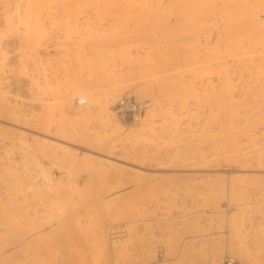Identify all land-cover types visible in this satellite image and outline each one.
<instances>
[{"label": "rangeland", "instance_id": "1", "mask_svg": "<svg viewBox=\"0 0 264 264\" xmlns=\"http://www.w3.org/2000/svg\"><path fill=\"white\" fill-rule=\"evenodd\" d=\"M4 1L0 3V48L1 52L5 54L4 71L0 75L2 79V82L0 81V98H2V95L3 98L6 97V101H9L8 103L11 106L14 104L16 109L19 108L17 110L19 112L12 109L10 111L9 108H5L6 110L4 109L0 112V161L1 159H9L10 162H14L15 167H18H16V173H18L17 175L20 178L16 181L14 180L15 178L13 179V176L12 178L11 176H7L11 180L7 179L6 176H3L4 171H0V187L3 185L1 187L2 189L0 188V211L4 212L0 214V216H4V218L0 217V227L2 228V225L3 228L11 227L14 233L21 232L23 234L25 231L23 229L27 228L26 230H29L32 227L29 226V220L38 219L37 221L40 222V226H34V228L35 230H42L38 235H43L45 243L43 239L41 241L43 243L39 242L42 245L38 244V248L35 247L36 252L34 251V255L31 256V263L28 261V264H97V258L94 257V250L91 245V227L89 226L92 223H88V221H95L98 217L104 219L107 235L108 227L118 223L124 224L126 227L127 224L125 222L129 220L127 218L114 223H109L106 220L110 209L106 207L105 200H110V197L116 198L111 207V211L124 202L122 198L134 203L138 201L144 203V210L132 217L142 243L153 238L152 240L156 241V243L163 242L162 244H164V235L176 230V232L174 231L176 235L175 240L176 242L178 241V245L183 241V243L185 242L190 246L188 249L193 247L191 249L192 251L200 247H206L208 249L210 244L217 245L218 243L220 247L219 251L222 252L221 264L225 255H232L234 257L237 255L236 250L234 251L235 245L231 244V242L229 245L228 240L230 238L232 240L233 237L232 232L229 233L230 230L232 231L230 226L234 223H239L242 227L241 229L245 232V243L251 252L248 259L250 261H245V264H264V153L258 154L255 151L257 148H261V151L264 152V75H262L264 74V69H262L264 68V34H261V32L264 33V28L259 26L258 31L256 28L258 26H254L252 27L253 30H250V28L245 27L244 23H241L245 27H240L241 31L242 29H249L250 31H243L245 33L248 32L247 34L242 32L245 36L242 34L234 36L231 33L233 30H228L225 26L221 29L225 25V20L220 14L224 10L222 8L224 5L222 3L223 6L220 4V0H215V2H219L216 3L218 9L212 12L216 16L209 13L211 12L209 8V11L206 10L207 8L205 9V14L208 15H200L204 17L202 20L199 17L202 28L198 29L195 33L198 35H195L196 37H188L190 34L184 33L186 29H183L184 34L181 33L182 27L185 24V15L191 10L188 6L186 7L187 9L184 7L181 10L182 13L188 10L186 14L183 13L180 16L178 14L180 10H175L177 14L174 10H171L167 14L168 18L165 21L162 22L158 19L152 24L146 25L148 28L145 27V29L143 24L147 18L145 13L146 10L148 11L147 8L149 5L148 3L144 5L143 1V3L141 2L142 4L138 2L139 5L137 2H134L132 5L123 7L126 10V12L122 11L125 15V17H122L123 21H125L124 23L122 22L123 24L114 19V17L119 16L120 10L117 9L119 5L124 6L127 2H122V5L119 4L120 2L117 4L104 2V6L102 5L103 3H100V5L99 3L91 5L94 2H88L89 5L87 7H81L84 10L83 15H90L88 19H84L81 14L83 12H80L81 8H77L79 2L78 4L76 2L80 0H72L74 2L67 0L64 6L62 4V2L64 3L63 0H44L46 3L41 0L45 4H41L40 0ZM230 1L233 0L228 1L230 6L228 5L229 8L226 7V10L228 9V11L232 12L234 9H230L236 5L233 4L235 0L233 3ZM245 1H247L248 8L250 5L252 7L255 6L252 5L253 0H242L240 1L241 3L238 2L243 4L237 5L239 11L242 12L239 13V21L242 20V22L243 19L241 18H244L243 16L250 12L252 8L250 7V10L247 9V13L244 11V15L243 9L245 10ZM25 2L28 4L30 2L29 7L31 8L33 6L31 9L34 8L32 10L33 12H31L32 17L28 21L29 26L22 25V23L20 24L16 21V24L12 23V25L8 23L10 26L6 24V18L4 17L6 12L14 9L11 7L17 3L20 5H18L20 8L21 6L23 8L24 5L26 6ZM258 2L256 5H258ZM4 3L5 7H2ZM46 4L49 9H47ZM111 4L115 6H111ZM67 5H70L68 7H70L71 11L73 8L72 18L75 16V19L73 18L75 23H73L74 21L72 22L71 11H68L69 8L66 7ZM86 5L87 3L83 6ZM240 6H243V9ZM65 7L68 13L64 9ZM98 7L99 9L97 11L96 9ZM9 8L11 9L9 10ZM123 8L122 10H124ZM261 8L264 9V7ZM116 9L118 13H116ZM262 9H260L261 11L259 13L261 18H264V10ZM151 10H154L156 13H161V9L152 8ZM217 10L220 11L218 12ZM75 13H79L78 16ZM209 14L211 17H209ZM91 16L94 18L92 19ZM182 16L185 17L181 18ZM215 17L217 18L215 19ZM90 18L92 22H90ZM125 18L127 19L124 20ZM205 18L207 19L205 20ZM221 18L222 20H220ZM84 20H87V22L89 20V22H84ZM208 20L212 21L209 22ZM38 21L39 23H37ZM204 21H206V24L209 23L208 26L213 27H208L203 23ZM34 22L36 26L42 23L40 25L41 27L36 28L42 31L44 30L47 33L44 32L46 35H43L44 38L46 37L45 39L37 40L36 37L38 34L36 32L38 30L35 28ZM82 22L88 25L90 24L91 26L89 27H91L94 33H100L101 31L105 35L107 33V38L101 37V39L97 38V36L87 38V33L91 30L88 29L85 32L88 26L84 23L82 24ZM114 22L119 23H116L113 27ZM69 23L72 25L69 26ZM92 23L94 26L97 24L100 26L97 25L99 28L96 27L98 31L101 30L102 26V30L100 32L96 29L94 30ZM75 24L78 25L76 26ZM83 25L85 26L83 27ZM26 26H31L34 30L31 28L28 30ZM79 26L84 28V34L82 36L80 35L82 34V30L81 28L79 29ZM116 26L119 27L117 28ZM205 26L208 27L206 31ZM219 26L221 28L217 29ZM20 27H26L28 31L24 29L25 34H28L25 35L22 33L24 31ZM115 27L119 31H115ZM56 28L57 31H55ZM179 28L181 29L179 30ZM45 29H49L51 33ZM106 29L109 31L107 32ZM173 29L174 31H172ZM209 29L211 30L210 32ZM31 30L32 32L36 30L34 36L30 33ZM66 32L70 34L68 38ZM111 32L116 36H120V33L125 34L123 37L122 35L117 37L119 39L127 37L126 35L128 37H136V40L130 42L129 45L126 44L128 49L126 48V51L125 49L124 52L122 51L123 53H127V55L125 53L126 58L120 56L121 51L115 45L116 42L108 39L109 35L111 38ZM131 32L133 33L130 34ZM216 33L220 34V36L217 34L218 37ZM221 33L225 36L221 37L223 36ZM226 33L229 35H226ZM23 34L25 37H23ZM36 34L37 36H35ZM79 35L82 37L80 38L81 41L83 40L82 42L76 39L79 38ZM250 35L254 36V39ZM89 38L91 39L90 41L88 40ZM192 38L196 39L192 40ZM222 38L224 42H222ZM106 39L108 41L110 40V42ZM35 43L37 44L35 45ZM220 43L222 44L219 45ZM248 44L249 46H247ZM93 46H98L97 48L99 50ZM92 48L96 49H94L95 53H101L102 59L105 63L107 62L106 65L109 68L106 67L107 71L105 70L104 73L102 69L100 71V69L97 70V68H94L96 74L94 72L93 79L90 81V75H87L89 73L87 71L88 67L84 66L83 68L78 63H80L79 55L83 53V55L90 56L89 59L91 55L94 58L95 53L93 50L91 51ZM89 52L90 54H88ZM76 58L79 60L78 62ZM146 58L151 60V63ZM183 58L184 60H182ZM76 70L77 72H75ZM108 70L109 73H107ZM70 74L72 75V79ZM77 76L78 78L84 77V79L80 80L87 85L81 88L73 87L75 84L74 79ZM34 80L37 83H34ZM73 80L74 84L72 85ZM164 80L167 81L165 82ZM43 83L45 85L50 84V92L46 90L44 92L40 89L43 87ZM225 87L228 89L226 90ZM101 92H114L115 102L122 95L134 96L139 101H149V109L146 110L145 116L146 120L139 122V117V120H135L136 122L134 121L129 125L131 130L136 131L137 134H141L140 137L142 138L140 140L134 139V133L130 130L131 133L128 134L127 138L123 137L125 139H122V136H120L121 140L118 138V140L114 141V148L111 149L109 147L103 149L102 142L96 141V143L93 138L92 141L94 140V143L92 141L87 142V138L85 139L81 135L79 132L81 131L79 130L80 127L85 128L84 130L90 133L101 132L102 136L108 133L110 129L108 124L100 121L98 115V96L96 94H101ZM75 102H78L79 105H75ZM62 107L64 108V114L60 115ZM220 108H222L221 113L219 112ZM226 109H228L229 112L227 114L231 118L229 115H226V112H222L223 110L227 111ZM172 113L173 115H171ZM222 113L225 114L227 119H231V124L234 123L233 127H236L235 130L232 127L234 131H227L229 128L226 125H228L229 119L224 120V118H220L225 122L227 120V124L221 123L224 124L223 126L218 124L221 121L220 119H214V117H224V115H220ZM171 120H175L176 122L171 123ZM118 122L120 121L118 120ZM120 124L123 123L120 122ZM173 124L176 126L174 125L175 127L172 129L169 128ZM225 126L226 128L224 129ZM6 131L8 132L6 133ZM131 151L142 153V157L139 159L132 158L129 154ZM117 153L121 154L122 157L118 156ZM107 154L117 156L121 159L126 158L120 161L124 165L122 167L123 170H113L110 168V171H108L109 168L107 166L101 165L99 160H101V157H107L105 156ZM72 164L75 165L71 166ZM70 166L72 168H69ZM136 170L139 171L137 172ZM5 180L9 182L7 183ZM57 180L64 186L68 184V186H65L66 188L62 185L66 190V192L62 190L63 193L65 192L64 194L61 191V186L59 188L57 187L59 185H56ZM13 181L16 182L17 188L11 192L10 188L12 186L10 184ZM53 185L55 187L54 189L52 187ZM209 186L214 187L210 188ZM67 187L71 189L69 190ZM56 188L61 192L59 193L60 196L57 194L59 191L57 192ZM32 189H36L37 193L35 192L33 194L34 191ZM93 191L99 192L94 193ZM56 196H58L57 199L62 197V204L65 201L63 210L67 213L63 216V220L65 221L64 226L62 224H56L55 219L52 220L49 218V221H46L44 218H40L41 216H46L47 208L50 206L54 208ZM66 196L68 201L66 200ZM12 200L17 205L11 208L10 206L14 204L11 203ZM19 203L21 204L19 205ZM16 207H20L22 210ZM3 209L5 210L3 211ZM45 209H47L46 212L44 211ZM5 218L6 220H4ZM41 219H43L42 222ZM231 221L235 222L230 223ZM76 222L79 223L82 229H78L79 227L75 225ZM19 224L21 226H18ZM26 224H29V227ZM83 228L87 230L86 233H82ZM226 233L230 235L228 238L225 235ZM156 243L154 242L155 245ZM226 243L229 245L228 251L224 252ZM106 244L108 245L107 238ZM137 245H132V248L129 247L126 256L116 257L115 260L108 258L106 262L108 264H113L112 261H114V264H142V256L140 253L142 252V248L138 245L139 250ZM10 248L11 246H8L5 251L11 253ZM156 252H154V258L149 264H165L166 253L164 252L163 259H160ZM184 259L175 264H200L199 260L193 262L188 258ZM236 259L237 264H244V261L242 262L238 257Z\"/></svg>", "mask_w": 264, "mask_h": 264}, {"label": "bare ground", "instance_id": "2", "mask_svg": "<svg viewBox=\"0 0 264 264\" xmlns=\"http://www.w3.org/2000/svg\"><path fill=\"white\" fill-rule=\"evenodd\" d=\"M4 1V0H3ZM3 1H1V2H3ZM16 1H18V0H16ZM24 1V0H23ZM23 1H21L22 2V4H24L23 3ZM39 1V0H38ZM44 1V0H43ZM41 2V0H40V2H41V4L43 3V4H45L46 3V1H44V2ZM60 1V0H59ZM64 1V3L62 2V4H63V6H64V4H65V1H67V0H63ZM72 1V0H71ZM75 1V0H74ZM74 1H72V2H74ZM94 2V3H92V2ZM102 1V2H101ZM144 2V5L145 4H147L148 3V5H149V7L147 8L148 9V11L146 10V13L145 12H143V13H145V16L147 15V18H146V21H145V23L143 24L144 25V28L146 27V28H148V26H146V25H150V24H152L154 21H156V20H161L162 22L163 21H165L168 17H167V14H169V12H171V10H174V12H175V10H180V11H178V14L180 15V14H186L187 12H188V10H186V12H181V10H182V8H186L187 6H188V8L190 7V11H189V13L187 14V15H185V16H182L181 18H184L185 17V24H184V27H182V31H181V33H183L184 32V30L183 29H186L185 30V32L184 33H188V34H190V36H188V37H192V36H198L197 34H195L197 31H198V29H200V28H202L201 27V20H202V18L205 16V15H208V14H205V11L206 10H208L209 11V9H211L210 11L211 12H209V13H211V15H214V14H212V12H214L213 10H216V9H218L217 8V4L216 3H219V2H215V0H80V1H77L76 3L78 4V2H79V4L77 5L78 7L77 8H81V7H87L89 4H88V2L90 3H92L91 5H93V4H98L99 3V5H100V3H103L102 5L104 6V2H106V3H115V4H117L118 2H120L119 4H121L122 2H127L126 4L125 3H123V4H125L124 6H120L119 4V7L117 8V9H119L120 10V12H126V10L124 9L126 6H128V5H132V4H134V2H139V3H141V2ZM218 1V0H217ZM228 1L229 0H220V4L222 3L223 5H224V7H222L224 10L222 11V12H220V14L222 15V17L224 18V20H225V25H223V27L221 28L220 26H219V28H217V29H223L224 28V26H225V28L227 27L228 28V30H233L231 33H232V35H234V36H239L240 34H242V35H244V34H247L248 32H250L249 31V29H247L248 30V32H243V31H247L246 29L244 30V29H242V31H241V29H240V27H242V28H250V30H253V28L252 27H254V26H258V27H256L257 29L259 28V26L260 27H262V28H264V25H262V24H264V18H261V15H260V9H262L261 7H264V0H261L260 2H258V5H256L257 4V2H256V0H253L252 1V5H255V6H251L249 3H248V5H250L249 6V8L250 7H252L251 8V10L247 7V1H245V10L243 9V14L245 15V12H246V10L247 9H249L250 10V12H246L247 14L245 15V16H243L244 18H241V19H243V22H242V20L241 21H239L240 20V14L239 13H242L241 11H239V7L237 6L238 4H240L241 2L240 1H242V0H235L236 1V3H235V1H234V3H233V1H230V2H232L233 4H235L236 6H234V8H231L230 10H232V9H234V11L232 10V12H230V11H228V9L226 10V7L227 8H229V6H230V4H228ZM249 1V0H248ZM0 2V3H1ZM5 3H6V1H4ZM11 2V1H10ZM9 2V3H10ZM142 2V3H143ZM146 2V3H145ZM166 2V3H165ZM229 2V3H230ZM238 2H240V3H238ZM254 2H256L255 4H254ZM5 3H4V5L2 6V7H5ZM7 3H8V1H7ZM20 3V2H19ZM26 3V2H25ZM34 3V2H33ZM71 3V2H70ZM85 3H87V5L86 6H83V5H85ZM139 3H138V5H139ZM141 3V4H142ZM232 3H231V5H232ZM16 4V3H15ZM21 4V5H22ZM28 3H26V6L24 5V7L22 8V6H21V8L19 7L20 5L17 3L16 5H14L13 7H11V8H14V9H12V10H10L11 8H9V10L10 11H8V12H6V15L4 16L6 19H5V23L6 24H10L11 23V25H12V23L13 24H16V22L17 23H22V25L24 24V25H27V26H29V23H28V21L30 20V18L32 17L31 16V12H33L32 10L34 9H31L33 6H31V8L29 7L30 5V2H29V4L27 5ZM81 4V5H80ZM136 4V3H135ZM219 4V5H220ZM2 5V4H1ZM8 5V4H7ZM7 5H6V8H7ZM19 5V6H18ZM56 5V4H55ZM66 5V4H65ZM72 5V4H71ZM75 5V4H74ZM102 5H101V7H102ZM122 5V4H121ZM219 5H218V7H219ZM229 5V6H228ZM240 5H243V4H240ZM38 6V5H37ZM46 6H47V9H49L48 8V5L46 4ZM68 6H70V5H67L66 7L67 8H69V10L68 11H71L70 10V7H68ZM73 6V5H72ZM76 6V5H75ZM74 6V7H75ZM98 6V5H97ZM96 6V7H97ZM106 6V5H105ZM108 6V5H107ZM111 6H115V5H112L111 4ZM135 6V5H134ZM143 6V5H142ZM1 7V8H2ZM10 7V6H9ZM39 7H40V4H39ZM44 7V6H43ZM62 7V6H61ZM66 7L64 8L65 10H66ZM90 7V6H89ZM93 7V6H92ZM94 7H95V5H94ZM120 7H124L123 9L124 10H122V8L120 9ZM130 7V6H129ZM136 7V6H135ZM232 7V6H231ZM247 7V8H246ZM5 8V9H6ZM44 8H46V7H44ZM77 8H75L76 10H77ZM137 8H138V6H137ZM152 8H156V9H161L160 11H161V13H156V12H154V10H151ZM207 8V9H206ZM209 8V9H208ZM220 8V7H219ZM221 8V9H222ZM241 8H240V10H241ZM37 9V8H36ZM35 9V10H36ZM58 9V8H57ZM98 9H99V7L96 9L97 11H98ZM102 9V8H101ZM108 9V8H107ZM116 9V10H117ZM131 9V8H130ZM139 9V8H138ZM187 9V8H186ZM206 9V10H205ZM3 10V9H2ZM34 10V11H35ZM39 10V9H38ZM58 10H60V9H58ZM57 10V11H58ZM76 10H74V12H76ZM162 10H164V11H162ZM184 10V9H183ZM262 10H264V9H262ZM7 11V10H6ZM14 13H13V12ZM43 11V10H42ZM48 11V10H47ZM56 11V10H55ZM72 11H73V8H72ZM72 11L70 12L71 13V18H72ZM84 10L81 8L80 9V12H83ZM85 11H86V8H85ZM134 11V10H133ZM142 11V10H141ZM218 12L220 11V10H217ZM217 11H215V12H217ZM245 11V12H244ZM248 11V10H247ZM2 12H4V11H2ZM11 12H12V14H11ZM45 12V11H44ZM66 12H67V10H66ZM77 12H79V10H77ZM119 12V16L117 15V17H114V19H116L117 21H119V22H121V24H123L125 21H123V18L122 17H125V15H124V13L122 12V13H120ZM136 12V11H135ZM181 12V13H180ZM9 13V14H8ZM36 13H37V10H36ZM68 13V12H67ZM67 13H66V15H67ZM85 13H87V12H85ZM108 13V12H107ZM116 13H118V10H117V12ZM173 13V12H172ZM176 14H177V11L175 12ZM3 14V13H2ZM4 14H5V12H4ZM11 14V15H10ZM15 16H14V15ZM38 14V13H37ZM64 14H65V12H64ZM79 14V13H78ZM78 14H76L75 13V15H77L78 16ZM82 15L84 14V12L83 13H81ZM104 14V13H103ZM121 14V15H120ZM202 14H204V16L203 17H201L200 15H202ZM41 15V14H40ZM81 15V16H82ZM86 15V14H85ZM85 15H83V17H84V19H88L89 17H90V15L89 16H85ZM87 15H88V13H87ZM92 15V14H91ZM94 15V14H93ZM102 15V14H101ZM113 15H116V14H113ZM143 15V14H142ZM171 15V14H170ZM169 15V16H170ZM210 15V14H209ZM211 15L209 16V17H211ZM221 15H220V17H221ZM242 15V14H241ZM3 16V15H2ZM49 16V15H48ZM65 16V15H64ZM70 16V15H69ZM109 16V15H108ZM144 16V17H145ZM181 16V15H180ZM214 16H216V14L214 15ZM214 16H212L213 18H214ZM219 16V15H218ZM68 17V16H67ZM83 17H82V19H83ZM113 17V16H112ZM119 17V18H118ZM130 17H131V15H130ZM133 17V16H132ZM135 17V16H134ZM173 17V16H172ZM199 17H201V20H199ZM207 18H209L208 16H206ZM219 17V18H220ZM242 17V16H241ZM36 18H38V17H36ZM74 19H75V16L73 17ZM72 18V19H73ZM79 18H80V16H79ZM91 18H92V16H91ZM90 18V19H91ZM94 18V17H93ZM92 18V19H93ZM207 18H205V20L207 19ZM212 18V19H213ZM217 17H215V19H216ZM39 19V18H38ZM52 19V18H51ZM59 19V18H58ZM67 19V18H66ZM74 19L72 20V22L74 21ZM76 19H77V17H76ZM89 19V20H90ZM92 19H91V21L90 22H92ZM127 18H125L124 20H126ZM211 19V18H210ZM215 19H213L214 21H215ZM32 20H33V18H32ZM50 20V19H49ZM78 20V19H77ZM89 20H88V22H89ZM134 20V19H133ZM183 20V21H184ZM204 20V19H203ZM220 20H222V18L220 19ZM16 21V22H15ZM36 21V20H35ZM63 21V20H62ZM68 21V20H67ZM80 21V20H79ZM87 22V20H84V22ZM168 21V20H167ZM209 22L210 21H212V20H208ZM208 21H207V23H208ZM213 21V22H214ZM31 22V21H30ZM51 22V21H50ZM70 22V21H69ZM77 22V21H76ZM81 22V21H80ZM80 22H79V24H80ZM84 22H82V24L84 23ZM87 22V23H88ZM119 22H116V23H119ZM123 22V23H122ZM129 22V21H128ZM144 22V21H143ZM206 21H204L203 23L204 24H206L205 23ZM37 23H39V21L37 22ZM73 23H75V21L73 22ZM87 23H84L86 26H88V27H86L85 29H86V31L85 32H87L88 31V29H90L91 30V27H89V26H91L90 24L88 25ZM93 23H94V21H93ZM92 23V28H94V30L96 29V27H97V25L96 26H94V24ZM115 23V22H114ZM116 23L115 24H113V27L116 25ZM127 23V22H126ZM223 23V22H222ZM223 23V24H224ZM241 23H244V25H245V27H243V25L241 24ZM5 24V25H6ZM8 24V25H9ZM33 24H35V28L36 27H39L40 25H37L36 26V23L34 22ZM52 24V23H51ZM50 24V25H51ZM65 24V23H64ZM111 24V25H112ZM121 24H119V25H121ZM128 24V23H127ZM211 24V23H210ZM213 24V23H212ZM241 24V25H240ZM21 25V26H22ZM53 25H54V22H53ZM57 25H59V24H57ZM68 25V24H67ZM70 25H72V24H70L69 23V26ZM76 25V24H75ZM78 25V24H77ZM76 25V26H77ZM81 25V24H80ZM85 25H83V27L85 26ZM186 25H187V27H186ZM207 26L209 25V23L208 24H206ZM262 25V26H261ZM10 26V25H9ZM8 26V27H9ZM26 26V27H27ZM42 26H44V25H42ZM99 26V25H98ZM107 26V25H106ZM216 26V25H215ZM222 26V25H221ZM26 27H24V28H21L22 29V31H24V32H22V33H24L25 34V30L24 29H26ZM41 27V26H40ZM44 27H46V26H44ZM53 27V26H52ZM63 27V26H62ZM100 27V26H99ZM99 27H97V28H99ZM112 27V26H111ZM117 27V26H116ZM115 27V28H116ZM119 27V26H118ZM117 27V28H118ZM206 27V26H205ZM204 27V28H205ZM208 27H213V26H208ZM208 27H206L205 28V31L207 30V28ZM30 28L31 29H33L34 30V28H32L31 26L30 27H27V29L28 30H30ZM48 28V27H47ZM69 28V27H68ZM76 28V27H75ZM81 28V30H82V34H80L81 36L84 34L83 33V30H84V28H82V26L80 27L79 26V29ZM102 26H101V30H102ZM116 28V30L115 31H119V29H117ZM145 28V29H146ZM177 28V27H176ZM256 28H254V29H256ZM20 29V30H21ZM26 29V31H28ZM37 29V28H36ZM61 29V28H60ZM67 29V28H66ZM171 29V28H170ZM181 28H179V30H180ZM256 29V30H257ZM38 30V32H36V30H35V32L38 34V36H39V38H38V36H37V34L35 35V36H37L36 38H37V40H39V39H42V38H44V36L43 35H45L44 34V30L42 31L41 29H37ZM46 30V29H45ZM48 31H49V29H47ZM46 30V31H47ZM73 30V29H72ZM97 31H98V29H96ZM100 30V29H99ZM100 30V31H101ZM104 30H105V28H104ZM107 30V29H106ZM178 30V29H177ZM178 30V31H179ZM204 30V29H203ZM55 31H57V28H56V30ZM66 31V30H65ZM76 31V30H75ZM100 31H98V32H100ZM109 30H107V32H108ZM172 31H174V29L172 30ZM176 31V30H175ZM204 31V32H205ZM211 30L209 29V32H210ZM221 31H223V30H221ZM258 31H259V29H258ZM0 32H1V30H0ZM35 32H32V30H31V32L30 33H32L33 34V36H34V34H35ZM50 32V31H49ZM48 32V33H49ZM90 32V33H89ZM87 34V38L88 37H92V36H97V38H107V33H106V35H105V33L103 32V31H101L100 33H94L93 32V30H91V31H89ZM92 32V33H91ZM106 32V31H105ZM121 32V31H120ZM125 32V31H124ZM177 32V31H176ZM175 32V33H176ZM203 32V33H204ZM216 32H218L217 30H216ZM224 32V31H223ZM222 32V33H223ZM227 32V31H226ZM244 34H243V33ZM46 33V32H45ZM51 33V32H50ZM58 34H59V32H57ZM112 33V32H111ZM110 33V34H111ZM119 33V32H118ZM133 32H131L130 34H132ZM149 33V32H148ZM179 33V32H178ZM183 33V34H184ZM221 33V34H222ZM257 33V32H256ZM23 34V37H25V35L26 34H28V33H26L25 35ZM32 34H30V35H32ZM47 34V33H46ZM63 34V33H62ZM66 34H67V32H66ZM109 34V33H108ZM121 35H122V37L123 36H125V34L123 35L122 33H120ZM129 34V33H128ZM151 34V33H150ZM205 34V33H204ZM218 33H216V35H217ZM224 34H225V32H224ZM228 33H226V35H227ZM251 34H253V33H251ZM261 34H264V33H262L261 32ZM29 35V36H30ZM40 35H42V37H40ZM49 35V34H48ZM56 35V34H55ZM68 35H70V34H67V38H68ZM79 35V38H76V39H79V42L81 41V39L80 38H82L81 36ZM86 35V34H85ZM119 35V34H118ZM120 35V36H121ZM134 35H136V33H134ZM149 35V34H148ZM153 35V34H152ZM181 35V34H180ZM179 35V36H180ZM219 36H220V34H218ZM217 35V36H218ZM223 35V34H222ZM229 35V34H228ZM28 36V35H27ZM27 36H26V38H27ZM46 36V35H45ZM120 36H116L115 34H111V38H110V35H109V37H108V39H110V40H113V41H115L116 42V44L115 45H117V47L119 48L118 50H120L121 52H120V56H122V57H124V58H126V56H125V53H123L124 52V49H125V51L128 49V47H127V45L126 44H130V42H132V41H134V40H136L135 38V36H133V37H128V35H126L127 37H125V38H122V39H119V38H117V37H120ZM172 36V35H171ZM177 36V35H176ZM184 36V35H183ZM195 36V37H196ZM207 36V35H206ZM218 36V37H219ZM225 35H223V36H221V37H224ZM245 36V35H244ZM243 36V37H244ZM251 36V38L253 37V39H254V36H252V35H250ZM22 37V36H21ZM51 37V36H50ZM54 37V36H53ZM77 37H78V35H77ZM85 37V36H84ZM85 37V38H86ZM187 37V38H188ZM217 37V38H218ZM220 37V38H221ZM230 37V36H229ZM242 37V38H243ZM260 37H262V35H260ZM26 38H23L24 40L26 39ZM30 38H32V37H30ZM46 38V37H45ZM44 38V39H45ZM55 38V37H54ZM88 39L89 41L91 40V39ZM97 38H96V40H97ZM101 38V39H102ZM241 38V39H242ZM245 38V37H244ZM75 39V38H74ZM108 39H106L107 41H108ZM194 39H196V38H192V40H194ZM206 39H207V37H206ZM227 39V38H226ZM225 39V40H226ZM27 40V39H26ZM29 40V39H28ZM87 40V39H86ZM85 40V41H86ZM110 40L108 41V42H110ZM175 40H176V38H175ZM219 40V39H218ZM221 40V39H220ZM224 39L222 38V42H224L223 41ZM246 40V39H245ZM258 40H259V38H258ZM258 40H257V42H258ZM22 41V40H21ZM31 41V40H30ZM29 41V42H30ZM83 41V40H82ZM81 41V42H82ZM181 41V40H180ZM207 41V40H206ZM234 41V40H233ZM240 41V40H239ZM28 42V41H27ZM33 42V41H32ZM43 42V41H42ZM96 42V41H95ZM115 42H112V43H115ZM218 42V41H217ZM216 42V43H217ZM227 42V41H226ZM229 42H230V40H229ZM242 42V41H241ZM256 42V41H255ZM256 42V43H257ZM262 42V41H261ZM58 43V42H57ZM63 43V42H62ZM178 43V42H177ZM248 43V42H247ZM37 43H35V45H36ZM45 44V43H44ZM81 44V43H80ZM93 44V43H92ZM215 44V43H214ZM222 43H220L219 45H221ZM224 44V43H223ZM226 44V43H225ZM231 44V43H230ZM236 44V43H235ZM238 44V43H237ZM243 44V43H242ZM54 45V44H53ZM91 45V44H90ZM134 45V44H133ZM218 45V46H219ZM240 45V44H239ZM55 46V45H54ZM59 46V45H58ZM67 46V45H66ZM65 46V47H66ZM228 46H229V44H228ZM247 46H249V44L247 45ZM93 47H95V46H93ZM98 47V46H97ZM97 47H95L97 50H99V48H97ZM130 47V46H129ZM215 47V46H214ZM221 47V46H220ZM225 47V46H224ZM231 47V46H230ZM246 47V46H245ZM3 48V47H2ZM70 48V47H69ZM77 48V47H76ZM81 48V47H80ZM95 48H92L91 49V51L93 50V52L95 53ZM127 48V49H126ZM154 48V47H153ZM211 48V47H210ZM233 48V47H232ZM95 49V50H94ZM101 49V48H100ZM174 49V48H173ZM218 49V48H217ZM225 49V48H224ZM253 49V48H252ZM251 49V50H252ZM86 50V49H85ZM84 50V51H85ZM108 50V49H107ZM110 50V49H109ZM154 50V49H153ZM209 50V49H208ZM226 50V49H225ZM255 50V49H254ZM253 50V51H254ZM90 51V52H91ZM123 51V52H122ZM248 51V50H247ZM252 51V52H253ZM70 52V51H69ZM90 52L88 53V54H90ZM93 52H91V53H93ZM97 52H99V51H97ZM107 52V51H106ZM153 52V51H152ZM243 52V51H242ZM35 53V52H34ZM60 53V52H59ZM163 53V52H162ZM78 54H80V53H78ZM84 54V53H83ZM83 54H80L79 55V60H80V63H78L81 67H83L84 68V66L85 67H88L87 69V71H89V73L87 74V75H90V81L93 79V75H94V72H95V70H94V68H97V70L98 69H100V71H101V69H102V71H103V73H104V71L106 70L107 71V69H106V67H108L107 65H106V63L104 62V60L102 59L103 57L100 55V54H98V53H95L94 54V58H92V55H91V60L89 59V57L90 56H87V55H83ZM85 54H86V52H85ZM177 54V53H176ZM225 54V53H224ZM71 55V54H70ZM126 55H127V53H126ZM157 55H158V53H157ZM167 55V54H166ZM38 56V55H37ZM75 56V55H74ZM78 56V55H77ZM76 56V57H77ZM169 56V55H168ZM261 56V55H260ZM65 57V56H64ZM68 57V56H67ZM128 57H129V55H128ZM170 57V56H169ZM182 57V56H181ZM208 57V56H207ZM212 57V56H211ZM55 58H57V57H55ZM78 58V57H77ZM76 58V59H77ZM153 58V57H152ZM151 58V59H152ZM175 58V57H174ZM190 58V57H189ZM205 58H206V56H205ZM214 58V57H213ZM236 58V57H235ZM259 58V57H258ZM262 58V57H261ZM4 59H5V54H4V52H1V48H0V75L2 74V72L4 71L3 70V65H4ZM37 59H38V57H37ZM50 59V58H49ZM54 59V58H53ZM66 59V58H65ZM71 59V58H70ZM143 59V58H142ZM146 59H148V58H146ZM168 59V58H167ZM199 59V58H198ZM201 59V58H200ZM78 59H77V62L79 61ZM87 60H89V61H86ZM141 60V59H140ZM139 60V61H140ZM149 60V59H148ZM148 60H147V62H148ZM154 60V59H153ZM181 60V59H180ZM182 60H184V58L182 59ZM246 60H247V58H246ZM34 61V60H33ZM37 61V60H36ZM41 61V60H40ZM52 61V60H51ZM59 61H60V59H59ZM74 61V60H73ZM136 61H137V59H136ZM144 61V60H143ZM151 60H149V62H150ZM186 61V60H185ZM184 61V62H185ZM202 61H204V60H202ZM222 61V60H221ZM262 61V60H261ZM39 62V61H38ZM37 62V63H38ZM65 62V61H64ZM76 62V61H75ZM179 62V61H178ZM183 62V61H182ZM193 62V61H192ZM195 62V61H194ZM244 62V61H243ZM36 63V64H37ZM59 63V62H58ZM151 63V62H150ZM170 63V62H169ZM181 63V62H180ZM190 63V62H189ZM145 64V63H144ZM182 64V63H181ZM187 64V63H186ZM225 64V63H224ZM38 65V64H37ZM62 65V64H61ZM66 65V64H65ZM73 65V64H72ZM78 65V66H79ZM83 65V66H82ZM110 65V64H109ZM153 65V64H152ZM157 65V64H156ZM156 65H154V66H156ZM114 66V65H113ZM153 66V67H154ZM166 66V65H165ZM226 66V65H225ZM66 67V66H65ZM172 67V66H171ZM252 67V66H251ZM63 68H64V66H63ZM109 68V67H108ZM144 68V67H143ZM164 68V67H163ZM169 68V67H168ZM223 68V67H222ZM227 68V67H226ZM257 68V67H256ZM255 68V69H256ZM111 69V68H110ZM113 69V68H112ZM158 69V68H157ZM160 69V68H159ZM162 69V68H161ZM252 69V68H251ZM259 69V68H258ZM257 69V70H258ZM262 69H264V68H262ZM37 70H38V67H37ZM75 70V69H74ZM82 71V70H81ZM84 71H85V69H84ZM99 71V72H100ZM148 71V70H147ZM224 71V70H223ZM75 72H77V70L75 71ZM192 72H194V71H192ZM191 72V73H192ZM39 73V72H38ZM72 73H74V72H72ZM79 73V72H78ZM107 73H109V70H108V72ZM221 73V72H220ZM256 73V72H255ZM82 74V73H81ZM95 74H96V72H95ZM215 74V73H214ZM92 75V76H91ZM226 75V74H225ZM255 75V74H254ZM262 75H264V74H262ZM70 76H71V79H72V75L70 74ZM84 76V75H83ZM38 77V76H37ZM43 77V76H42ZM89 77V76H88ZM231 77V76H230ZM44 78V77H43ZM74 78V77H73ZM77 78V79H76ZM178 78H179V76H178ZM37 79V78H36ZM45 79V78H44ZM80 79H84V77L82 78H78V76L77 77H75V84L73 83L74 82V80L72 81V85H73V87H77V88H81V87H84L85 85H87L85 82H83L82 80H80ZM255 79V78H254ZM2 79H1V76H0V81H1ZM76 80H77V82H76ZM80 80V81H79ZM160 80V79H159ZM174 80V79H173ZM178 80V79H177ZM45 81H47V79H45ZM165 81V80H164ZM167 81V80H166ZM165 81V82H166ZM230 81V80H229ZM2 82V81H1ZM80 82V83H79ZM87 82L89 83V80L87 79ZM223 82H225V81H223ZM252 82V81H251ZM34 83H37L35 80H34ZM47 83V82H46ZM50 83V82H49ZM48 83V84H49ZM91 83V82H90ZM161 83V82H160ZM180 83V82H179ZM44 85H42L43 87L42 88H40L41 90H46L47 92H50L51 91V87H49V85H45V83H43ZM71 84V83H70ZM78 84V85H77ZM81 84V85H80ZM92 84V83H91ZM158 84V83H157ZM162 84V83H161ZM167 84V83H166ZM179 85V84H178ZM186 85V84H185ZM184 85V86H185ZM223 85V84H222ZM71 86V85H70ZM157 86H160V85H157ZM167 86V85H166ZM175 86H177V85H175ZM206 86V85H205ZM224 86V85H223ZM225 86H227V85H225ZM228 87H230V86H228ZM150 88V87H149ZM226 88V90L228 89L227 87H225ZM147 89V88H146ZM170 89V88H169ZM174 89V88H173ZM211 89H212V87H211ZM149 90V89H148ZM177 90V89H176ZM182 90V89H181ZM185 90V89H184ZM109 91V90H108ZM112 91H114V90H112ZM145 91V90H144ZM165 91V90H164ZM220 91H222V90H220ZM220 91H218V92H220ZM45 92V91H44ZM175 92H177V91H175ZM171 93V92H170ZM178 93H179V91H178ZM204 93V92H203ZM224 93H226V92H224ZM143 94V93H142ZM174 94V93H173ZM175 94H177V93H175ZM150 95H151V93H150ZM96 96H98V115H99V119H100V121H102V123H104V124H108V126H110L109 128V131H108V133H106V134H104L103 136L101 135V132H92V133H90V132H86L84 129H83V127H80V129L79 130H81V131H79L80 133H81V135L83 136V137H85V139L87 138V142H89V141H92V138L95 140V142L96 141H99L100 143L102 142V146H103V149H106V148H114L115 147V143H114V141H116V140H118V138L120 139V136H122V139H125V138H127L128 137V134L129 133H131L130 132V126L129 125H131L134 121H130V122H128L127 124H120V122H118V120H117V115H116V112H115V103L117 102H115V94H114V92L112 93V92H101V94H99V93H97L96 94ZM176 96V95H175ZM226 96V95H225ZM117 97V96H116ZM153 97V96H152ZM157 97V96H156ZM196 97V96H195ZM242 97V96H241ZM247 97V96H246ZM6 97H4L3 98V95H2V98H0V112H1V110L3 111L5 108H9L10 109V111H11V109L12 110H18V109H16V107L14 106V104L11 106L7 101H6V99H5ZM179 98V97H178ZM194 98V97H193ZM226 98V97H225ZM229 98V97H228ZM227 98V99H228ZM250 98V97H249ZM9 99V98H8ZM154 99V98H153ZM168 99H169V97H168ZM183 99V98H182ZM231 99V98H230ZM229 99V100H230ZM252 99V98H251ZM46 100H51V99H46ZM232 100V99H231ZM234 100H236V99H234ZM244 100V99H243ZM247 101V100H246ZM115 102V103H114ZM166 102V101H165ZM230 102V101H229ZM244 102V101H243ZM157 103V102H156ZM163 103H164V101H163ZM234 103V102H233ZM158 104V103H157ZM156 104V105H157ZM159 105H160V103H159ZM244 105V104H243ZM254 105V104H253ZM15 108H14V107ZM97 106V105H96ZM161 106V105H160ZM246 106H248V105H246ZM218 107H220V106H218ZM167 108V107H166ZM9 109H8V111H9ZM149 109V108H148ZM158 109H159V107H158ZM164 109V108H163ZM221 109L222 108H220V110H219V112L221 111ZM231 109V108H230ZM236 109V108H235ZM6 110V109H5ZM161 110H162V108H161ZM164 110H167V109H164ZM227 111H225V110H223L222 112H226V115L228 116L229 114H227L229 111H228V109H226ZM216 111H218V110H216ZM7 112V111H6ZM13 112H15V111H13ZM12 112V113H13ZM17 112H19V111H17ZM22 112V111H21ZM173 112V111H172ZM231 112V111H230ZM233 112V111H232ZM8 113V112H7ZM218 113V112H217ZM221 113V112H220ZM224 113H222V114H220V115H224V117H214V119L215 120H218V119H220V118H224V120L225 119H227L226 117H225V114ZM14 114V113H13ZM64 114V108L62 107V111L60 112V115H63ZM212 114H213V112H212ZM171 115H173V113L171 114ZM145 116H146V111H145V113L140 117V120L139 119H137V120H139V122H141V121H144V120H146V118H145ZM230 116V115H229ZM233 116V115H232ZM211 117V116H210ZM173 118V117H172ZM230 118H231V116H230ZM83 119H84V117H83ZM82 119V120H83ZM97 119H98V117H97ZM98 119V120H99ZM229 119V118H228ZM227 119V120H228ZM221 120V119H220ZM224 120H221L220 121V123H218V124H221V123H226L227 124V120H226V122L224 121ZM230 120V121H229ZM228 120V125H226V126H228V128L229 129H227V131H231V130H233L232 129V127H233V125H234V123L233 124H231L230 122H231V119H229ZM233 120V119H232ZM172 122L171 123H174V122H176L175 120H171ZM207 121H209V120H207ZM207 121H206V123H207ZM222 121H224V122H222ZM235 121V120H234ZM136 122V121H135ZM215 122V121H214ZM135 124V123H134ZM176 124V123H175ZM175 124H173L171 127H169V128H173V127H175L176 125ZM224 124H221L222 126L224 125ZM84 125V124H83ZM124 125L126 126L125 128H124ZM168 125V124H167ZM166 125V126H167ZM175 125V126H174ZM85 126V125H84ZM226 126L224 127V129L226 128ZM168 128V127H167ZM234 128V127H233ZM133 129V128H132ZM152 129V128H151ZM150 129V130H151ZM174 129H176V128H174ZM236 129V127L234 128V130ZM233 130V131H234ZM131 131H133V130H131ZM227 131H225V132H227ZM232 131V132H233ZM8 131H6V133H7ZM138 132V131H137ZM151 132V131H150ZM165 132V131H164ZM169 132H170V130H169ZM168 132V133H169ZM132 133H134L133 135H134V139H141L142 137H140V135L141 134H137L136 133V131L134 132H132ZM234 133V132H233ZM91 134V135H90ZM154 134V133H153ZM172 134V133H171ZM173 134H174V132H173ZM172 134V135H173ZM221 134H222V132H221ZM221 134H219V135H221ZM229 134V133H228ZM250 134V133H249ZM12 135V134H11ZM131 135V134H130ZM132 135V136H133ZM170 135V134H169ZM230 135V134H229ZM131 136V137H132ZM227 136V135H226ZM225 136V137H226ZM123 137H125V138H123ZM152 137V136H151ZM172 137V136H171ZM228 137V136H227ZM21 138H22V136H21ZM224 138V137H223ZM88 139H90V140H88ZM252 139V138H251ZM24 140V139H23ZM93 140V141H94ZM121 140V139H120ZM42 141V140H41ZM86 141V140H85ZM92 141V142H93ZM94 143V142H93ZM97 143V142H96ZM50 144V143H49ZM58 144V143H57ZM91 144V143H90ZM168 144H169V142H168ZM230 144V143H229ZM234 144H236V143H234ZM85 145V144H84ZM236 146V145H235ZM256 147V146H255ZM258 147V146H257ZM42 148V147H41ZM44 148V147H43ZM62 149V148H61ZM45 150V149H44ZM48 150V149H47ZM52 150V149H51ZM254 150H255V148H254ZM253 151V150H252ZM258 154H261V153H264V152H262L261 151V148L259 149V148H257V150H255ZM255 151H253V152H255ZM51 152V151H50ZM52 152H53V150H52ZM78 152V151H77ZM98 152V151H97ZM247 152H250V151H247ZM255 152V153H256ZM111 153V152H110ZM254 153V154H255ZM256 153V154H257ZM129 154L131 155V157L132 158H134V159H139V158H141L142 157V153H140V152H138V151H131V152H129ZM128 154V155H129ZM257 154V155H258ZM117 155L118 156H121V154H118L117 153ZM256 155V156H257ZM52 157H53V155H51ZM63 156V155H62ZM105 156H107V157H105V158H102L101 157V160H99V163L101 164V165H104V166H107L108 168H109V170L108 171H110V168H112L113 170H123V168L122 167H124V165H122V163L120 162V161H122V159H126V158H119V157H117V156H112V155H109V154H107V155H105ZM2 157H4V156H2ZM79 157V156H78ZM122 157V156H121ZM259 159V158H258ZM93 160V159H92ZM124 161H126V160H124ZM69 162V161H68ZM78 162V161H77ZM82 162V161H81ZM88 162V161H87ZM70 163V162H69ZM72 163H73V161H72ZM18 164V163H17ZM73 165H75V164H72L71 166H73ZM97 165V164H96ZM69 167V168H72V167ZM98 166H99V164H98ZM104 166H103V168H104ZM17 167V166H16ZM16 167H15V163L13 162H10L9 161V159L8 160H3V159H1V161H0V171L1 172H3L4 171V173H3V176H11V178H12V176H13V179L14 180H18L20 177H18V173H16L17 171H16ZM107 167H105V168H107ZM127 167V166H126ZM125 167V168H126ZM18 168V167H17ZM100 169V168H99ZM106 170V169H105ZM22 171V170H21ZM98 171V170H97ZM107 171V172H108ZM137 171V170H136ZM135 171V172H136ZM139 171V170H138ZM137 171V172H138ZM106 172V173H107ZM145 173V172H144ZM144 173H143V175H144ZM47 174V173H46ZM109 174V173H108ZM110 174H111V172H110ZM118 174V173H117ZM141 174V173H140ZM16 175V176H15ZM119 175H121V174H119ZM15 176V177H14ZM21 176V175H20ZM116 176H118V175H116ZM134 176V175H133ZM5 177V178H6ZM7 177V179H10L11 180V178H8ZM114 177H115V173H114ZM120 177V176H119ZM23 178V177H22ZM22 178H21V180H22ZM60 179V178H59ZM5 181H7V180H5ZM58 181V180H57ZM9 181H7V183H8ZM19 182V181H18ZM17 182V183H18ZM70 182V181H69ZM11 183V182H10ZM67 183V182H66ZM20 184V183H19ZM36 184V183H35ZM51 184V183H50ZM59 184V185H58ZM71 184V183H70ZM69 184V185H70ZM54 185H55V183H54ZM54 185L52 186L53 187V189L56 187V185H58L57 187L59 188V186H61V191L63 190H65L64 188H63V184H61L59 181L56 183V185H55V187H54ZM63 185V186H62ZM3 186V185H2ZM1 186V187H2ZM10 186H12V188H10L11 189V192H12V190H16V188H17V184H16V182H12L11 184H10ZM65 186H68V184L67 185H65ZM64 186V187H65ZM96 186V185H95ZM0 187V188H1ZM33 187H36V186H33ZM71 187V186H70ZM210 187V186H209ZM212 187H214V186H212ZM212 187H210V188H212ZM229 187V186H228ZM4 188V187H3ZM58 188H56V191L58 192L59 190H58ZM63 188V189H62ZM66 188V187H65ZM69 190L72 188H69V187H67ZM97 188V187H96ZM164 188V187H163ZM233 189H234V187H232ZM2 189V188H1ZM94 189V188H93ZM92 189V190H93ZM99 189V188H98ZM101 190H102V188H100ZM231 189V188H230ZM7 190V189H6ZM9 190V189H8ZM34 192H33V194L36 192L37 193V190L36 189H32ZM36 190V191H35ZM73 190V189H72ZM90 190V189H89ZM91 190V191H92ZM4 191V190H3ZM10 191V190H9ZM26 191V190H25ZM63 191H62V193H63ZM68 191V190H67ZM74 191V190H73ZM95 191V190H94ZM93 191V192H94ZM100 191V190H99ZM99 191H97V192H99ZM17 192H19V191H17ZM28 192V191H27ZM65 192H66V190H65ZM64 192V193H65ZM76 192V191H75ZM97 192H94V193H97ZM101 192V191H100ZM136 192V191H135ZM2 193V192H1ZM16 193V192H15ZM32 193V192H31ZM59 193H61L60 191L57 193L58 195H59ZM63 193V194H64ZM70 193H71V191H70ZM134 193V192H133ZM9 194H11V193H9ZM14 194V193H13ZM68 194V193H67ZM71 194H73L74 195V193H71ZM135 194V193H134ZM136 194H137V192H136ZM16 195V194H15ZM26 195V194H25ZM89 195H91V194H89ZM21 196V195H20ZM19 196V197H20ZM60 196V195H59ZM69 196V195H68ZM128 196V195H127ZM6 197H7V194H6ZM82 197V196H81ZM109 197V196H108ZM125 197V196H124ZM129 197V196H128ZM18 198V197H17ZM28 198V197H27ZM58 198V196H56V201H57V203H56V201H55V206H54V208L53 207H49V208H47V209H45L44 211L46 212V210H47V213H46V216H41L40 218H44L46 221H49V218H51L52 220L53 219H55L56 220V224H62L63 226H64V220H63V216L67 213L65 210H63L64 208V202H63V204H62V200H61V198L62 197H60L59 199H57ZM65 198V197H64ZM107 198V197H106ZM114 198V197H113ZM111 198L110 197V200H105L106 202H105V205H106V207L108 208V209H110L109 211H108V215H107V221L109 222V223H114V222H118V221H122L123 219H129V220H127V222H125L126 224H127V228L125 227V225H124V227H125V230H126V234H125V237H124V239H123V241H121V242H119V243H111L110 242V240H109V237H108V229H109V227H108V229H107V235H106V232H105V224H104V222H105V220L104 219H101L100 217H98L97 218V216H96V220L95 221H88V223H92V225L91 226H89V227H91L90 228V234H91V245H92V247H93V252H94V257H96L97 258V264H108L106 261L108 260V258H110L111 260L112 259H114L115 260V258L116 257H120V256H123L124 257V255L126 256V254H127V249H129V247H131L132 248V245H135V244H138V245H140L141 247L140 248H142L141 250H142V252H140L141 253V256H142V264H149V263H151V260L154 258V252H156L159 248H161L165 253H166V258H165V260H166V263L165 264H175V263H177V262H179L180 260H182V259H184V258H188V259H190V260H192L193 262L195 261V260H199V262H200V264H220V260H221V254H222V252L221 251H219L220 250V247H219V245H218V243H217V245L216 244H210V246H209V248L208 249H206V247L204 248V247H200V248H197V249H195V250H191V249H193V247H191L190 249H188V247H190L188 244H186L185 242L183 243V241H182V243L180 244V245H178V241L176 242V235H175V232H176V230H174L172 233L170 232H168V233H166V235H164V240H165V242H164V244H162V243H156V241H153L152 239L151 240H148V241H145L144 243H142L141 241V237L138 235V233H137V231H136V227H135V225H134V219L132 218V217H134L135 215H138L142 210H144V203L143 202H140V201H138L137 203L135 202H130V200H128L127 201V199H124V198H122V200L124 201V202H122L121 204H120V206L119 207H117V208H115V209H113L112 211H111V207H112V205L114 204L113 202L116 200V198ZM126 198V197H125ZM24 199H25V197H24ZM54 199H55V197H54ZM69 199H70V197H69ZM143 199V198H142ZM66 200H67V196H66ZM138 200V199H137ZM26 201H28V200H26ZM68 201V200H67ZM132 201V200H131ZM15 202V201H14ZM13 202V200H12V204L14 203ZM21 202V201H20ZM10 203V205H12ZM23 203V202H22ZM21 203H19V205H20ZM4 205V204H3ZM15 205H17V203H14L13 204V206H10L11 208L12 207H14ZM28 205H29V203H28ZM26 207V206H25ZM16 208H18V207H16ZM20 208V207H19ZM18 208V209H19ZM15 209V208H14ZM17 209V210H18ZM21 210H22V208H20ZM19 209V210H20ZM50 209V210H49ZM5 209H3V211H4ZM7 211V210H6ZM8 212V211H7ZM1 213H4V212H2V211H0V214ZM41 214V213H40ZM42 214H43V212H42ZM6 215V214H5ZM14 215V214H13ZM44 215H45V213H44ZM22 216V215H21ZM0 217H3L4 218V216H0ZM9 217V216H8ZM28 217V216H27ZM34 217V216H33ZM36 217V216H35ZM92 217V216H91ZM231 219L233 218V217H230ZM1 219V218H0ZM30 219V218H29ZM91 219V218H90ZM234 219V218H233ZM236 219V218H235ZM238 219H239V216H238ZM4 220H6V218L4 219ZM25 220V219H24ZM38 219L37 218H35V219H30L29 220V222H30V227H31V229H29V230H26V229H23V231H24V233L22 234L21 232L19 233H14V230L11 228V227H5V228H3V225H2V228H1V231H0V264H25V263H27L28 264V261L31 263V256H33L34 255V251L36 252V248H38V244H40V245H42L41 243H43V242H41L42 241V239L44 238L43 237V235L42 234H39L38 235V233L39 232H41L42 230H35V228H34V226L35 227H38V226H40V222L39 221H37ZM42 220L43 219H41V222H42ZM125 221V220H124ZM236 221V220H235ZM235 221H231L230 223H234ZM44 222V221H43ZM229 222H228V224H230ZM37 224H39V225H37ZM1 225V224H0ZM27 225V224H26ZM27 225V226H28ZM42 225V224H41ZM61 225V226H62ZM75 225H77L79 228V230L80 229H82V227H80L79 226V223L78 222H76L75 223ZM188 225V224H187ZM186 225V226H187ZM227 225V224H226ZM18 226H21V224H19ZM23 226H24V223H23ZM28 226V227H29ZM112 226V225H111ZM233 226V228H231ZM232 226H230V229H232V231L230 230L229 231V233L230 232H232L231 234H233V237H232V240H231V238H230V240H228V242H229V245H230V242H231V244H233V245H235L234 247H235V249H234V251L236 250V253H237V255H236V258L238 257V259H241L242 260V262L244 261V264H245V261H247L248 259H249V257H250V255H251V252H250V250H249V248L247 247V245H246V243H245V235H244V231L241 229L242 227H241V225L239 224V223H234V224H232ZM189 227V226H188ZM227 227V226H226ZM186 228V227H185ZM17 229V228H16ZM194 229H195V226H194ZM229 229V228H228ZM191 230V229H190ZM71 231V230H70ZM69 231V232H70ZM194 231V230H193ZM44 232V231H43ZM87 232V230L86 229H84L83 228V231H82V233H86ZM195 232V231H194ZM197 232H198V230H197ZM45 234H46V232H45ZM226 235V237L228 238L230 235L228 234V233H226L225 234ZM107 236V237H106ZM166 236H167V238H166ZM46 238V237H45ZM106 238H107V242H108V245H109V250H108V245L106 244ZM41 239V240H40ZM44 240V239H43ZM46 240H48V239H46ZM141 240V241H140ZM215 241V240H214ZM39 242H41V243H39ZM154 242L156 243V245L154 244ZM158 242V241H157ZM226 242H227V240H226ZM44 243H45V240H44ZM140 243H142V244H140ZM196 243V242H195ZM37 245V246H36ZM137 245V246H138ZM196 245V244H195ZM197 245H198V242H197ZM209 245V244H208ZM228 243H226V245H225V247H224V252H227L228 251ZM232 245V246H233ZM8 246H11V248H10V251H11V253L10 252H8V251H5V250H7V247ZM194 246V245H193ZM205 246V245H204ZM36 247V248H35ZM43 247V246H42ZM134 247V246H133ZM195 247V246H194ZM138 249H139V246H138ZM222 249V248H221ZM140 250V249H139ZM25 252H27V253H25ZM157 253V252H156ZM225 254V253H224ZM29 257V258H28ZM28 258V259H27ZM224 258V257H223ZM95 259V258H94ZM163 259V258H162ZM185 260V259H184ZM240 260V261H241ZM248 261H250V260H248ZM247 261V262H248ZM91 262H92V260H91ZM113 262V264H114V261H112ZM181 262V261H180ZM29 263V264H30ZM196 263V262H195ZM160 264H162V263H160ZM185 264H189V263H185Z\"/></svg>", "mask_w": 264, "mask_h": 264}, {"label": "built area", "instance_id": "3", "mask_svg": "<svg viewBox=\"0 0 264 264\" xmlns=\"http://www.w3.org/2000/svg\"><path fill=\"white\" fill-rule=\"evenodd\" d=\"M75 105H79V103L75 102ZM148 105V100L139 101L134 96L122 95L114 106L118 120L123 124H127L141 117L148 109ZM125 234L126 230L124 224L121 223L114 224L108 229V237L111 243L123 241ZM157 256L160 259L163 258L164 251L161 248L157 250ZM221 264H237V259L232 255H225Z\"/></svg>", "mask_w": 264, "mask_h": 264}]
</instances>
